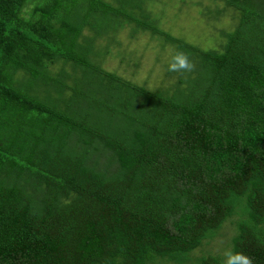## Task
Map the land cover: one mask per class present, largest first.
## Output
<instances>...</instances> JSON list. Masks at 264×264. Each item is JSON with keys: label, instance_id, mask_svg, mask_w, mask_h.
Wrapping results in <instances>:
<instances>
[{"label": "trees", "instance_id": "1", "mask_svg": "<svg viewBox=\"0 0 264 264\" xmlns=\"http://www.w3.org/2000/svg\"><path fill=\"white\" fill-rule=\"evenodd\" d=\"M214 1L234 23L201 46L147 0H0V264H220L190 252L225 221L264 264V0ZM123 22L193 70L103 67Z\"/></svg>", "mask_w": 264, "mask_h": 264}, {"label": "rangeland", "instance_id": "2", "mask_svg": "<svg viewBox=\"0 0 264 264\" xmlns=\"http://www.w3.org/2000/svg\"><path fill=\"white\" fill-rule=\"evenodd\" d=\"M146 4L147 11L159 28L201 46L215 43H211L210 37L217 36L220 29L230 28L234 23L230 9L214 0H147ZM214 7L219 9L220 15L217 18L208 14ZM132 31L133 24L123 22L112 33L110 41L108 35L101 36L98 41L104 53L96 60L103 67L126 78L143 82L146 86H165L175 81L178 73L163 74V64L170 46L163 44L158 36L151 35L147 30ZM232 232V225L225 221L216 235L191 251L190 256L194 258L207 252L222 255L223 249L229 248ZM150 264L167 263L160 261Z\"/></svg>", "mask_w": 264, "mask_h": 264}, {"label": "clouds", "instance_id": "3", "mask_svg": "<svg viewBox=\"0 0 264 264\" xmlns=\"http://www.w3.org/2000/svg\"><path fill=\"white\" fill-rule=\"evenodd\" d=\"M193 68L194 64L186 52L174 50L169 54V60L167 61L168 72H191ZM220 264H253V260L241 251H235L233 248H224Z\"/></svg>", "mask_w": 264, "mask_h": 264}]
</instances>
